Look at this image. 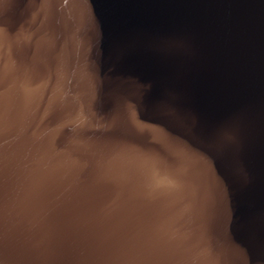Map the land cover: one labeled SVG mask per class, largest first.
<instances>
[{"label":"water","instance_id":"95a60500","mask_svg":"<svg viewBox=\"0 0 264 264\" xmlns=\"http://www.w3.org/2000/svg\"><path fill=\"white\" fill-rule=\"evenodd\" d=\"M0 264H264V0H0Z\"/></svg>","mask_w":264,"mask_h":264}]
</instances>
